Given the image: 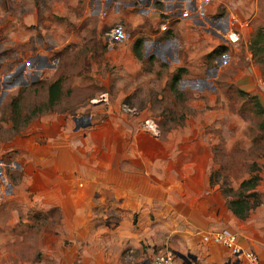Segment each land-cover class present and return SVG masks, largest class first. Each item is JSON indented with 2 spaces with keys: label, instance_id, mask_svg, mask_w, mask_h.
I'll use <instances>...</instances> for the list:
<instances>
[{
  "label": "rangeland",
  "instance_id": "1",
  "mask_svg": "<svg viewBox=\"0 0 264 264\" xmlns=\"http://www.w3.org/2000/svg\"><path fill=\"white\" fill-rule=\"evenodd\" d=\"M256 102L264 109V0H0V264L91 259L63 262L72 241L52 205L72 196L50 190L62 130L85 156L87 138L107 152L120 114L153 121V135L206 137L211 182L237 196L232 182L264 162Z\"/></svg>",
  "mask_w": 264,
  "mask_h": 264
},
{
  "label": "crops",
  "instance_id": "2",
  "mask_svg": "<svg viewBox=\"0 0 264 264\" xmlns=\"http://www.w3.org/2000/svg\"><path fill=\"white\" fill-rule=\"evenodd\" d=\"M115 119L106 153L87 138L95 154L83 155V142L67 130L54 145L51 162L58 172L50 176V190L72 196L52 205L62 208V239L72 241L64 246L63 262L87 253L86 264H138L171 250L192 254L190 264H225L234 262L229 249L204 235L229 229L264 264V162L258 163L260 180L253 189L261 203L242 218L229 206L236 196L211 182L214 153L206 137L153 135L136 118ZM251 174L233 181L232 190ZM79 192L86 198H74Z\"/></svg>",
  "mask_w": 264,
  "mask_h": 264
},
{
  "label": "built area",
  "instance_id": "3",
  "mask_svg": "<svg viewBox=\"0 0 264 264\" xmlns=\"http://www.w3.org/2000/svg\"><path fill=\"white\" fill-rule=\"evenodd\" d=\"M190 11L187 9L181 13V17H189ZM236 19H234L235 21ZM225 37L230 42H238L240 34L238 31L229 28ZM144 127L148 131L155 132L156 125L151 120H146ZM204 240H211L213 243L227 247L233 261L240 264H261L259 255L249 249L242 248L237 243V235L229 229H223L216 233L204 235ZM138 264H182V260L171 250H163L153 253L150 258Z\"/></svg>",
  "mask_w": 264,
  "mask_h": 264
},
{
  "label": "trees",
  "instance_id": "4",
  "mask_svg": "<svg viewBox=\"0 0 264 264\" xmlns=\"http://www.w3.org/2000/svg\"><path fill=\"white\" fill-rule=\"evenodd\" d=\"M140 44H141V40L137 39L133 45V49L135 51V55L137 58L141 57ZM60 88L61 87L59 80L54 81L48 86V97L50 103H54L57 100V98H59ZM256 109L258 113L263 115V124H264V109L261 107L259 102H256ZM252 170H255V167ZM259 180L260 177L258 172L254 171V173L251 174L249 178L243 180L240 183L238 189L239 192L237 196L229 201V206L236 215L243 218L248 213L249 209L261 203L258 194L255 191H253ZM227 190L232 191L231 188H228Z\"/></svg>",
  "mask_w": 264,
  "mask_h": 264
},
{
  "label": "water",
  "instance_id": "5",
  "mask_svg": "<svg viewBox=\"0 0 264 264\" xmlns=\"http://www.w3.org/2000/svg\"><path fill=\"white\" fill-rule=\"evenodd\" d=\"M174 253L182 260V262H183L182 264H190L192 259H195V257L190 253H188L186 255L179 253V252H175V251H174ZM225 264H240V263L238 261H234V262L228 261Z\"/></svg>",
  "mask_w": 264,
  "mask_h": 264
}]
</instances>
